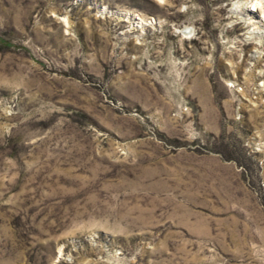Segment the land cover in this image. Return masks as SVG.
I'll return each mask as SVG.
<instances>
[{"label": "rangeland", "instance_id": "obj_1", "mask_svg": "<svg viewBox=\"0 0 264 264\" xmlns=\"http://www.w3.org/2000/svg\"><path fill=\"white\" fill-rule=\"evenodd\" d=\"M239 1L0 0V264H264Z\"/></svg>", "mask_w": 264, "mask_h": 264}, {"label": "bare ground", "instance_id": "obj_2", "mask_svg": "<svg viewBox=\"0 0 264 264\" xmlns=\"http://www.w3.org/2000/svg\"><path fill=\"white\" fill-rule=\"evenodd\" d=\"M248 4H250L248 6ZM234 9H238L242 14L249 13L248 18L246 19L245 23L247 25L253 26V30L247 29L245 32L244 38L246 40H251L252 35L257 33L255 31L261 30L264 34V0H247V1H239ZM247 15V14H246ZM133 24L137 25H145L142 19H132ZM136 21V22H135ZM254 32V33H253ZM258 48V47H257ZM259 49V48H258Z\"/></svg>", "mask_w": 264, "mask_h": 264}]
</instances>
